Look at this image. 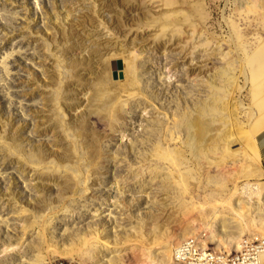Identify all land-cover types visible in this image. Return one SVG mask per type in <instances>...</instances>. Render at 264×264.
Here are the masks:
<instances>
[{"label":"rangeland","instance_id":"374dc122","mask_svg":"<svg viewBox=\"0 0 264 264\" xmlns=\"http://www.w3.org/2000/svg\"><path fill=\"white\" fill-rule=\"evenodd\" d=\"M261 119L264 0H0V264L264 238Z\"/></svg>","mask_w":264,"mask_h":264},{"label":"built area","instance_id":"2783aa9c","mask_svg":"<svg viewBox=\"0 0 264 264\" xmlns=\"http://www.w3.org/2000/svg\"><path fill=\"white\" fill-rule=\"evenodd\" d=\"M47 264H77L71 259H56ZM172 264H264V238L246 240L239 249H220L207 240V233L191 235L177 244Z\"/></svg>","mask_w":264,"mask_h":264},{"label":"bare ground","instance_id":"6f19581e","mask_svg":"<svg viewBox=\"0 0 264 264\" xmlns=\"http://www.w3.org/2000/svg\"><path fill=\"white\" fill-rule=\"evenodd\" d=\"M130 68L132 69L133 68V66L132 65H130ZM260 125H264V119H261L260 120ZM249 177H254V175H251V176H248V175H246L245 176V179L247 180V183H245L244 185H242V186H240L239 187V190H237V188H234V192H233V194L235 195V194H239V195H241V196H243V197H247V198H249L250 200L251 199H253V197L254 196H259L260 195V184L259 183H254V184H252V183H249L248 182V180H249ZM235 182H237V181H235ZM228 204H230L231 205V202H230V199L228 200V201H226ZM242 207V209H245L246 207H247V204H243V205H241ZM231 210L233 211V212H235L236 214H238V216L239 217H244V215H243V213L241 214V213H239V212H237V211H235L232 207H231ZM212 227H213V225H212ZM251 229V227L249 228V230ZM211 230L213 231L214 229L213 228H211ZM191 235H194L193 233H191L189 236H191ZM244 234H241V240H243V238H242V236H243ZM245 242V241H244ZM244 242H239L238 243V247L240 248L242 245H243V243ZM237 247V248H238ZM173 252V251H172ZM72 255V254H71ZM62 256H70V253L69 252H67V251H65V252H62ZM165 262H166V264H170V262L168 261V260H164ZM171 261H172V259H171ZM101 263H103L104 264V262L102 261ZM111 264H114V263H111Z\"/></svg>","mask_w":264,"mask_h":264},{"label":"crops","instance_id":"0c3cea01","mask_svg":"<svg viewBox=\"0 0 264 264\" xmlns=\"http://www.w3.org/2000/svg\"><path fill=\"white\" fill-rule=\"evenodd\" d=\"M258 147L260 149V152H261V156L263 158V162H264V134H262L260 136V140L258 142Z\"/></svg>","mask_w":264,"mask_h":264}]
</instances>
